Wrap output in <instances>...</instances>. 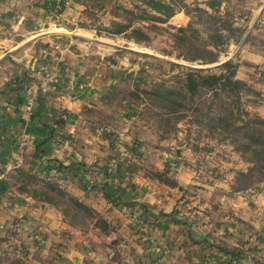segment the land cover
I'll list each match as a JSON object with an SVG mask.
<instances>
[{"label":"crops","instance_id":"0c3cea01","mask_svg":"<svg viewBox=\"0 0 264 264\" xmlns=\"http://www.w3.org/2000/svg\"><path fill=\"white\" fill-rule=\"evenodd\" d=\"M16 2L0 0V264H253L248 248L264 247V193L249 198L224 187L215 193L219 187L208 185L187 194L166 186L156 178L166 173L165 167L174 171L180 187L195 183L193 169L184 160L171 159L176 147L172 152L162 143L142 147L145 167L133 170L130 181L125 178L129 161L119 162L107 173L110 182L120 184L118 193L89 187L103 174L97 164L108 166L113 156L103 161L90 152H98L97 129L74 125L72 132L71 128L80 120L83 104L92 102L103 83L91 77L89 86L79 90L78 79L87 75L86 68L78 65L80 54L60 41L62 34L30 41L39 32L27 34L46 16L15 11ZM82 30L69 33L99 42ZM100 47L105 49L102 43ZM57 56L63 62L57 71L60 79L53 81ZM27 89L31 91L26 94ZM62 111L71 120L61 127L55 121ZM93 162L97 164L88 170ZM17 165L46 171L66 188L67 199L107 211L116 224L108 240L72 226L63 211L35 200L31 193L18 192L7 172ZM216 205L233 214L236 224L227 221L226 212ZM220 246H239L240 252L229 259Z\"/></svg>","mask_w":264,"mask_h":264},{"label":"rangeland","instance_id":"374dc122","mask_svg":"<svg viewBox=\"0 0 264 264\" xmlns=\"http://www.w3.org/2000/svg\"><path fill=\"white\" fill-rule=\"evenodd\" d=\"M183 1L188 5L199 4L205 7L203 2L207 0ZM223 1L221 11L222 13L226 9L230 11L236 30L233 34L225 30V35L230 37V41L217 61L198 64L178 57L176 50L173 49L171 38V34L174 33L173 27L185 26L190 21V17L184 11L176 13L166 23H141L140 26L148 27L145 29L148 39L140 41L128 37L126 34L129 30L121 34L98 31L103 26H110L112 19L109 14L110 8L96 10L94 14L97 21L95 17L85 13L83 5L74 0H17L13 7L15 11L23 14L44 13L46 16L45 19L37 21L34 31L27 34L30 37L39 32L31 37L30 41L45 34H62L63 37L59 35V39L62 37L60 41L68 48L74 47V52L80 54L77 60H81V63L78 65L86 68L87 75H82L78 79L79 90L89 86L91 77L103 83L97 89L98 92L92 95V102L83 104L78 114L80 120L74 122L71 128L72 132L74 125L97 129V143H100L96 146L98 152L93 149L90 152L97 153L103 161L113 156V161L108 163V166L105 162L86 164L88 170L96 164L103 169V174L101 173L97 182L93 183L91 180L89 187L96 188L99 193H118L120 184L116 181L110 182L108 171L116 170L119 162L127 160L130 170L125 178L130 181L133 170L145 167L147 155L142 147L160 143L170 151L176 147L175 156L173 153L171 159L184 160L195 173V183L189 188L177 185L174 171L169 168L165 167L167 174L162 172L156 176L166 186L176 188L182 193H197L208 185L219 187L215 193H222L218 189L224 188L231 191L230 180L233 181L237 172L247 171L249 162L234 149L230 138L221 140L227 132L222 126L213 129L208 121L217 114L237 117L240 113L244 119L257 116L264 120V0ZM83 23H87L88 26H81ZM58 28H65L67 31L61 32L63 30ZM77 29L88 30L85 33L89 32L91 35L88 33L86 37L97 38L105 49L100 47L99 42L70 35V31ZM79 32L78 30V34ZM236 38L239 40L235 41ZM59 39L57 42L61 43ZM225 61H229V67L221 66ZM55 62L57 64L53 65V71L55 70L57 74L63 61L57 56ZM201 69L202 71H198ZM229 72L233 80H238L242 84L239 90L228 85L225 93L218 92L214 95L209 90L205 96L198 97L190 96L189 90L182 89L185 83L183 79L189 74L219 75ZM56 79H60L58 74L53 77V81ZM30 91L27 89L26 94ZM157 91L163 93L164 97L155 96L153 93ZM168 91H173L175 95H167ZM179 93L185 98L178 96ZM154 96L161 101L154 100ZM171 99L183 103L186 108L180 113L172 112L169 108ZM62 112L60 120L55 121L61 127L71 120L68 119L67 111ZM244 113H247L248 117ZM164 118L166 121L169 119L168 122H164ZM181 151H186V158L181 155ZM170 163L167 164L169 167ZM7 172L13 176L11 185L20 193L40 196L46 192L54 195L59 210L70 218V223L77 229L87 232L93 230L107 240L115 230L116 224L109 220L107 211L103 213L86 205L89 210L81 212L72 199L65 197L69 193L66 188L51 180L46 171L36 172L31 167L17 165L8 168ZM111 184L112 190L109 189ZM21 187L25 191H22ZM237 193H243L244 197L249 198L257 193H264V182L257 188ZM216 206H219L218 210L223 211L220 205ZM210 210L213 213L218 211ZM74 213L77 215L74 216ZM233 217V214L228 215L226 212V220L236 224ZM220 247L226 250L229 259H234L240 252L239 246L229 249ZM248 249L247 252L253 255L255 260L253 264H264V247L253 246L252 249L251 247Z\"/></svg>","mask_w":264,"mask_h":264},{"label":"trees","instance_id":"16d2710c","mask_svg":"<svg viewBox=\"0 0 264 264\" xmlns=\"http://www.w3.org/2000/svg\"><path fill=\"white\" fill-rule=\"evenodd\" d=\"M74 1L83 5L85 13L93 17L96 16L94 14L96 10L110 8L109 14L112 16L110 26L99 28V32L121 34L129 30L126 35L140 41L148 39L145 30L148 27L140 26L141 23H166L176 13L184 11L190 17V21L185 26L173 27L174 33L171 34L173 49L176 50L178 57L190 62H197L198 64H209L217 61L220 53L224 51L230 41V37L225 35V30H228L230 34H233L236 30L233 27V18L230 11L228 9L224 13L221 11L223 0H207L203 2L205 7H201L199 4L188 5L183 0ZM95 18L98 21L97 17ZM81 26L87 27L88 24L83 23ZM237 39L234 40L237 41ZM221 66L229 67V61L223 62ZM198 71H202V69ZM232 78L231 72L227 74L220 73L219 75L189 74L183 79L185 83L182 89L186 88L190 91V96L197 95L198 97L205 96L209 90L214 95H217L218 92L225 93L228 85L239 90L242 84ZM153 94L164 97V94L160 91ZM168 94L175 95L173 91H168ZM155 96L153 97L154 100L159 99ZM178 96H182V94L179 93ZM182 98H185V96H182ZM171 100L172 103H170L169 108L172 112L180 113L186 108L183 103H178L174 99ZM160 101H157V103H160ZM224 110L225 108L223 107ZM244 115L248 117L247 113H244ZM168 120L166 121V118L163 119L164 122H168ZM199 123H202V121H199ZM208 124L213 129L222 126L227 133L221 140L230 138V143L233 144L234 149L240 152L241 156L250 164L247 171L237 172L230 184L231 191H246L251 188H257L260 183H263L264 120L257 116L244 119L241 113L237 117H232L230 114H217L209 119ZM22 188L20 189L25 191ZM31 195L35 200L43 201L59 209L57 200L53 197L54 195H49L46 192L41 193L40 196ZM68 199H72L81 212L82 210L83 213L89 210V207L77 199L72 197H68ZM73 215L77 214L74 213Z\"/></svg>","mask_w":264,"mask_h":264},{"label":"water","instance_id":"95a60500","mask_svg":"<svg viewBox=\"0 0 264 264\" xmlns=\"http://www.w3.org/2000/svg\"><path fill=\"white\" fill-rule=\"evenodd\" d=\"M176 152H177V155H179V149H177Z\"/></svg>","mask_w":264,"mask_h":264},{"label":"built area","instance_id":"2783aa9c","mask_svg":"<svg viewBox=\"0 0 264 264\" xmlns=\"http://www.w3.org/2000/svg\"><path fill=\"white\" fill-rule=\"evenodd\" d=\"M27 109L29 110V109H30V107H29V106H27Z\"/></svg>","mask_w":264,"mask_h":264}]
</instances>
